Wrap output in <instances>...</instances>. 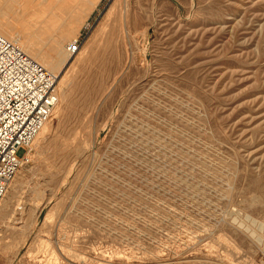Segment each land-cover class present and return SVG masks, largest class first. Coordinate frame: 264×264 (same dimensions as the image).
I'll list each match as a JSON object with an SVG mask.
<instances>
[{
    "label": "rangeland",
    "instance_id": "374dc122",
    "mask_svg": "<svg viewBox=\"0 0 264 264\" xmlns=\"http://www.w3.org/2000/svg\"><path fill=\"white\" fill-rule=\"evenodd\" d=\"M0 27L68 56L0 264H264V0H0Z\"/></svg>",
    "mask_w": 264,
    "mask_h": 264
},
{
    "label": "built area",
    "instance_id": "2783aa9c",
    "mask_svg": "<svg viewBox=\"0 0 264 264\" xmlns=\"http://www.w3.org/2000/svg\"><path fill=\"white\" fill-rule=\"evenodd\" d=\"M66 50L75 54L76 43ZM56 104L55 78L0 35V204L22 162L17 153L28 149Z\"/></svg>",
    "mask_w": 264,
    "mask_h": 264
},
{
    "label": "bare ground",
    "instance_id": "6f19581e",
    "mask_svg": "<svg viewBox=\"0 0 264 264\" xmlns=\"http://www.w3.org/2000/svg\"><path fill=\"white\" fill-rule=\"evenodd\" d=\"M95 1V0H94ZM98 3V2H97ZM14 4V3H13ZM12 6L16 5L15 4ZM96 3L92 2L91 3V12L95 9ZM10 5H8V8L10 9ZM12 8V7H11ZM87 13V12H86ZM90 14V13H89ZM89 14L87 15L86 19L89 17ZM83 16V15H82ZM122 18V17H121ZM76 30V29H75ZM54 31H51L52 35L47 37L45 40V53L44 56L46 58V60L49 61V65L46 67L47 72H49L53 77L56 76V70L58 69V64L59 66L62 64H65L68 62V56L66 55V53H64L65 51L62 50L63 48V42L60 39H56L55 34H53ZM109 34V33H108ZM106 34V35H108ZM0 35H3L2 37H5V39L12 41L15 43L14 40V34L12 30H3L2 27H0ZM104 42L106 44L109 43V37H105ZM21 49V48H20ZM22 50V49H21ZM23 51V50H22ZM30 58V57H29ZM32 59V58H30ZM34 60V59H33ZM38 64V63H37ZM39 66H41V64H38ZM43 69V68H42ZM45 125V124H44ZM43 125V126H44ZM43 128V127H42ZM41 128V129H42Z\"/></svg>",
    "mask_w": 264,
    "mask_h": 264
}]
</instances>
